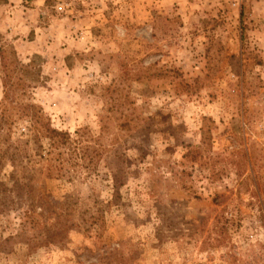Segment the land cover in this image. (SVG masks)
<instances>
[{"label":"rangeland","instance_id":"374dc122","mask_svg":"<svg viewBox=\"0 0 264 264\" xmlns=\"http://www.w3.org/2000/svg\"><path fill=\"white\" fill-rule=\"evenodd\" d=\"M0 47V264H264V0H0Z\"/></svg>","mask_w":264,"mask_h":264},{"label":"trees","instance_id":"16d2710c","mask_svg":"<svg viewBox=\"0 0 264 264\" xmlns=\"http://www.w3.org/2000/svg\"><path fill=\"white\" fill-rule=\"evenodd\" d=\"M9 61L6 60L5 50L0 47V68L3 73L2 82L4 87L7 89L9 83V77L5 74L8 69ZM7 94V91L5 92ZM21 114L23 116H28L32 120V124L34 129H36L35 135L38 136L39 134L49 138L56 144H65L66 138H68V134L65 132L58 131L50 126L49 121L42 112V109L34 104H24L20 105ZM4 118H7L5 112L2 115ZM58 137L60 139H58ZM60 140V141H59ZM27 215V213L25 214ZM30 214L28 213L29 217ZM38 238V239H37ZM35 238L36 240L43 239L45 244H61L64 240L67 239L66 230L63 229L62 225L54 224H46L43 228V232ZM34 240V239H31ZM33 243V242H32ZM29 244V243H28ZM33 245V244H32ZM107 264V263H105Z\"/></svg>","mask_w":264,"mask_h":264},{"label":"built area","instance_id":"2783aa9c","mask_svg":"<svg viewBox=\"0 0 264 264\" xmlns=\"http://www.w3.org/2000/svg\"><path fill=\"white\" fill-rule=\"evenodd\" d=\"M58 9L59 10H63V6L62 5H58Z\"/></svg>","mask_w":264,"mask_h":264}]
</instances>
